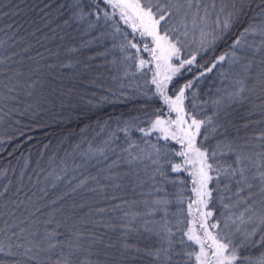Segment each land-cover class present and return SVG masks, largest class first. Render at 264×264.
<instances>
[{
    "label": "snow or ice",
    "instance_id": "1",
    "mask_svg": "<svg viewBox=\"0 0 264 264\" xmlns=\"http://www.w3.org/2000/svg\"><path fill=\"white\" fill-rule=\"evenodd\" d=\"M22 3L0 264H264V0Z\"/></svg>",
    "mask_w": 264,
    "mask_h": 264
},
{
    "label": "trees",
    "instance_id": "2",
    "mask_svg": "<svg viewBox=\"0 0 264 264\" xmlns=\"http://www.w3.org/2000/svg\"><path fill=\"white\" fill-rule=\"evenodd\" d=\"M6 2V0H5ZM33 2V0H23V3L21 4V7H24L26 4H31ZM52 129L49 128L47 130H44V129H35L34 131L30 132L29 135L33 136L35 139H41L45 136H51V133H52ZM2 147V151H0V163H4L6 160L8 159H11V157L8 156V153L11 152L15 147L16 145L14 144H5L3 146H0ZM24 147H31V144H27L25 145ZM18 155V153H17Z\"/></svg>",
    "mask_w": 264,
    "mask_h": 264
}]
</instances>
